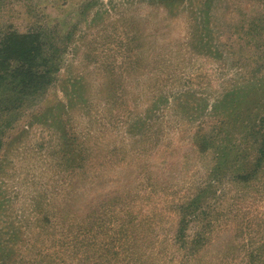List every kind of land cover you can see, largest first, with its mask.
Segmentation results:
<instances>
[{"label":"rangeland","instance_id":"rangeland-1","mask_svg":"<svg viewBox=\"0 0 264 264\" xmlns=\"http://www.w3.org/2000/svg\"><path fill=\"white\" fill-rule=\"evenodd\" d=\"M260 132L264 0H0V264H264Z\"/></svg>","mask_w":264,"mask_h":264},{"label":"trees","instance_id":"trees-1","mask_svg":"<svg viewBox=\"0 0 264 264\" xmlns=\"http://www.w3.org/2000/svg\"><path fill=\"white\" fill-rule=\"evenodd\" d=\"M36 38H37V40H36L37 51L35 52V55H31V61L33 63L30 64L27 67V69L23 70L24 69V64H25L23 56H25V55H19L18 57H20V58L16 57L17 64L19 65L18 68H21V70H20L21 73L17 72V71H15V72L20 74L19 80H20L21 83H24L25 81L27 82V81H34V80L35 81H41V79L44 80L46 75H47V72H45L43 75L39 74V76H36V75L33 76L32 68L33 67H38V66L41 67L42 63L47 61V58H44V55H42L43 52H44L45 44L42 41H40L39 36H36ZM38 53H40V54H38ZM31 61H30V63H31ZM12 66L14 67V64L13 65L11 64V67ZM16 76H18V75H16ZM5 85H7V84H5ZM20 93L22 95H24V91H21ZM259 135L264 138L263 132H260ZM71 141H73V138L71 139ZM70 147L74 148V143L70 142ZM59 153L61 154V157H63L65 163L77 162L76 158H73V157H71L69 155L70 151L68 150V141H66V143H62V148L59 151ZM259 153L261 154L260 157H259V159H260L264 155V139L262 141V148L260 149Z\"/></svg>","mask_w":264,"mask_h":264}]
</instances>
